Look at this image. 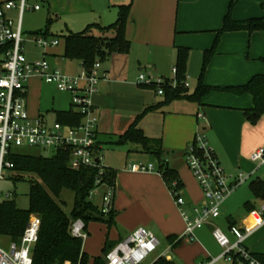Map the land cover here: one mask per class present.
Wrapping results in <instances>:
<instances>
[{"label": "crops", "instance_id": "crops-1", "mask_svg": "<svg viewBox=\"0 0 264 264\" xmlns=\"http://www.w3.org/2000/svg\"><path fill=\"white\" fill-rule=\"evenodd\" d=\"M2 1L4 0H0V3ZM45 1L48 6L45 22H47L48 19L51 20L50 17L53 16L57 19L59 18L61 21L62 25L61 27L55 28V33L49 29V35L58 37L69 33L80 32L92 23H98L103 26L112 24L117 19L118 6L130 3L129 16L125 26V37L129 41V44L131 43L132 51H134V46L138 47L139 45L148 49L144 53L143 58L141 57V59H138L139 66L141 69L144 67L148 69L149 74H153L152 76L154 77L171 81L167 72H169L170 69L173 72L177 48L186 47L191 44L186 40H181L179 42L178 35L196 33L214 34L216 36L217 31L223 25V18L226 14L225 12L229 0ZM254 3L256 8H260L264 11V0H254ZM255 6L253 3L249 4L246 6V11L250 12L254 10ZM248 16H253L247 17L253 19L259 18L257 16H260V14L256 11L253 15ZM232 32L233 31H230V33ZM59 38L64 42L62 37ZM207 39H210V37ZM204 44L200 46L204 47L207 45V43ZM62 46V51L59 54L56 51H49V60L55 59L63 63L66 68H61L65 72H79L80 61L63 57L64 43ZM107 56H110L109 61L111 62L110 66L103 67L104 71L108 72L110 77L112 74L117 75L120 68L116 58L117 56L113 57L111 53ZM51 64L54 65L53 63ZM35 79L41 80L40 78ZM240 80L241 81L236 82L238 84L234 83L235 85L228 84L226 86L243 85L248 81H245L244 78H241ZM98 87L99 90L94 97V103L96 105L98 116L97 141L101 146V152L103 155L106 147L110 145H127L128 153L153 156L150 153L142 151L141 147L137 144L131 142L124 144L117 143L118 138L127 131L130 125L134 121L137 122L138 116L130 117L129 115L126 119L115 117L114 121H109L113 112L112 104L110 105L111 98L115 96L114 89L118 86L112 81L103 80L99 83ZM27 90L28 99V85ZM37 91L38 90L33 88V94H37ZM193 91H188V93H192ZM232 94L234 96L226 98L225 102L216 101L213 98L201 100L200 102L183 98L167 101L169 96L164 94L165 98L148 106V108L152 106H155L156 108L147 109L166 115L162 138L149 136L146 134L144 126H139L137 123V128L142 130L146 137L151 139H161V141L163 140L164 158H168L166 160L169 167L176 171L177 176L182 183L181 194L186 200V208L189 211L193 206L202 204L203 201V194L197 182L192 181L193 185H190V181H188L183 174L185 150L194 139L196 133L205 136L208 145L213 149L215 156L227 174L236 175L237 173H243L246 176V183L257 172L258 167L249 159V157L254 150L264 147V114L260 116L256 123H250L247 121L244 111L253 106L252 96L249 93ZM66 104L67 106L65 108L57 111H69L73 109L70 104V97H68ZM143 107H145V104L141 106V108ZM32 111L36 112L34 115L30 114L31 116L40 115L46 120V112H48V110L42 112L36 105V107L32 108ZM133 112L135 113L137 111ZM199 113L202 114V117L198 116ZM55 119L56 117H54V120ZM109 129L112 133L108 132ZM136 161V163H149L142 160ZM262 175L264 176V174ZM262 175L260 177L257 176L258 178L256 179H252L251 182L257 179L261 180ZM122 185L123 188H125L124 192H127L126 195L129 196V199L125 198V194L122 196V191H120L122 190ZM100 189L99 192H101ZM118 191L119 193H117ZM96 195L99 198L96 204L100 206V194L98 193ZM125 201L128 202L129 205L135 203V201L136 203L140 202V205L143 206V210L140 212L144 214V217L134 221L124 218L123 212L125 211L126 206ZM246 201L253 203V210L260 207V205H257V202H264L262 199H255L252 195L251 189L250 198ZM246 201H244V203ZM226 208L227 207H225L224 203L223 209L225 210ZM113 210L118 214L117 225L123 230V232L118 235L117 240L115 239V241L112 242L117 243L135 228L140 226H153L154 229L158 230V233L166 237L167 247L160 252L150 264L156 261L159 257L172 259L178 264H198L201 261L218 257L222 253V248L218 246L211 236V230L214 226L218 227L217 219H219L221 215L212 220L211 224L199 229L196 232V238L194 241L186 240V244L182 245V240H185L182 239L184 234V222L181 218L178 207L171 199L165 181L162 176L155 172L137 174L125 171L118 175V171L116 170ZM225 211L228 214V211ZM243 211V216H238L237 218L235 215L230 214L226 218L224 232L229 237H232L229 232L232 222L239 225H250L253 223L252 217L249 216L251 211L247 212L245 209ZM169 238H172V241L169 240ZM244 241L243 245L249 252L264 253V225L255 230V232L248 236ZM176 248H181V250L174 252ZM220 260L224 259L220 258L218 261ZM237 261L239 260H233L234 264H236Z\"/></svg>", "mask_w": 264, "mask_h": 264}, {"label": "built area", "instance_id": "built-area-1", "mask_svg": "<svg viewBox=\"0 0 264 264\" xmlns=\"http://www.w3.org/2000/svg\"><path fill=\"white\" fill-rule=\"evenodd\" d=\"M40 8L39 4L28 5L27 0H4L0 3V184L11 167L7 157L13 148L39 147L51 151V155L64 150L69 154L68 165L71 169L89 168L98 171L96 187L90 191L89 196L93 200L99 193L100 210L107 214L113 209L115 185L102 181L107 165L97 141L98 116L92 98L99 90V83L108 77L101 71L98 60L88 68L80 62V71L77 73L65 72L51 64L49 49L59 45V38L45 36L43 33L28 37L22 29L24 12L38 11ZM27 43H32L41 51V59L27 58ZM173 72L175 73V68ZM30 78H40L55 89L67 93L73 110L80 116L79 124H63L56 119L47 122L40 115L31 116L27 110V81ZM165 81L150 75L148 78L142 74L138 77V83L146 86L162 85ZM175 84L174 81L173 85ZM183 85L188 86L186 81ZM157 93L162 95L163 89L158 88ZM198 116L202 117V114L199 113ZM249 159L257 167L264 166V148L254 150ZM165 161L167 162L166 159ZM185 163L202 191V204L193 206L189 211L181 188L177 187L174 180L169 183L168 190L184 222L182 239L194 241L196 232L219 216L226 197L246 176L243 173L233 176L227 174L205 136L200 133H196L187 146ZM128 170L147 173L155 172L156 168L151 162H138L129 165ZM155 173L162 176L159 169ZM261 180L264 182V176ZM100 188H103L101 192ZM11 196L8 192L4 198ZM249 216L253 219L252 224L230 226L229 232L233 240L214 226L211 236L222 248V253L198 264H214L220 258L234 254H239L246 264H262L250 254L243 242L251 232L264 225V204L252 210ZM40 224V217L32 214L20 241H11L7 250L0 246V264H32L31 251L37 241ZM71 234L84 240L82 220L74 221ZM159 244V239L152 231L137 227L106 252L103 264H142L149 254L157 250Z\"/></svg>", "mask_w": 264, "mask_h": 264}, {"label": "rangeland", "instance_id": "rangeland-1", "mask_svg": "<svg viewBox=\"0 0 264 264\" xmlns=\"http://www.w3.org/2000/svg\"><path fill=\"white\" fill-rule=\"evenodd\" d=\"M251 3H253L255 6L254 0H229L225 13H227L230 9L231 18L241 21L249 19L247 17H253L248 15H253L256 11H258L260 16L257 17L264 20V11H262L260 8H256L255 6L254 10L250 12L246 11V6ZM27 4L31 6L34 4H39L41 6V9L38 11L26 10L22 16V29L24 34L29 37L34 35L39 29H44L48 6L45 0H27ZM50 18L51 22L49 29L55 33V28L61 27L62 24L59 18L57 19L54 16ZM178 36L179 42L181 40H186L191 43L189 46H186L188 55L185 72V81L188 84L187 90L190 92L196 88L198 82L200 81V77L202 83L205 85L224 87L228 84H234L238 81H241V78H244L245 81H247L253 75L264 74V28H258L254 30L243 29L233 31L232 33L224 32L218 37L217 42H215L216 36L214 34L189 33L179 34ZM209 37L210 39H207ZM61 40L62 39L59 38V45L49 49V51H56L59 54L62 51V45L64 43ZM204 43H207V45L201 47L200 45ZM212 47L213 53L211 54L203 70L205 49H211ZM25 49L28 59L37 60L42 58L41 51L32 43H27ZM147 50L148 49L144 46L139 45L138 47L134 46V51H132L130 43L129 49L127 51L112 52L111 54L113 57L117 56L116 58L120 68L118 71L119 73L117 75L112 74L111 77L109 76L108 72H105L103 69L104 66H110V56H105L102 59H98V61L101 64V71H104L108 77L106 81H112L118 86L116 89H114L115 96L111 98L110 105L112 104L113 112L112 116L109 118V121H114L115 117L126 119V117L129 115L130 117L138 116L137 123L139 126H144L146 129V134L151 137L162 138L165 128L164 119L166 115L147 109L149 105L155 104L161 99L165 98L164 93L162 95L157 93V89H163V86L158 84L146 86L145 84L138 83L139 75L142 74L146 78H148L149 75H153L149 74L148 69L145 67L141 69L138 63V59H141V57L143 58V55ZM50 62L60 68H66L63 63L55 59H50ZM167 75L172 82L168 81L167 79L165 80H167L170 86L175 87L176 84L173 85L174 72H172L170 69L169 72H167ZM27 85L29 87L27 99L29 114H35L36 111L33 112L32 108L36 107L37 105L39 110L42 112H46V110H48V112H46V120L48 122H52L55 117L54 112L67 106L66 103L69 95L55 89L53 86L45 83L43 80L30 78L27 81ZM33 88L38 90L37 94H33ZM95 95L92 98L93 102ZM230 96L233 97L234 95L229 91L213 89L203 96L201 100L213 98L216 101L225 102L226 98H231ZM143 104H145V107L141 108ZM133 111L137 112L134 113ZM108 132L112 133L110 129ZM162 146L164 149L163 140ZM127 150V145H110L106 147L103 155L105 165H108V167L111 166L113 169L117 170L118 175L125 171L139 174L138 172L129 171L128 167L129 165L135 164L137 162L136 160H142L151 162L156 168L155 172H157L158 162L155 157L139 154L135 155L134 153H128ZM12 152L43 156H49L52 154L51 151H45L39 147L13 148ZM183 171L186 179L190 181V185H193V182L196 180L186 163L183 166ZM9 174L10 172L8 171L5 178L1 181L0 200L4 198L6 193L9 192L12 194V198L14 199L16 206L21 210H27L29 207L28 192L30 187V183L26 180L28 179V176L24 175L25 180H22V178H17L18 180H12ZM262 174H264V166L258 167L256 174L252 176L250 180L245 183L246 179H243L242 182L238 183L237 186L230 192L220 207L219 215L221 216L219 219H217L218 228L224 231L226 227V218L230 214L235 215L237 218L238 216H243L244 201L250 198L249 183L252 179H256ZM124 189L125 188H123L122 185V190H120L122 191V196L127 194V192H124ZM102 190L103 188L100 189V191ZM117 193H119V191ZM125 198L129 199V196L126 195ZM171 199L173 200L172 196ZM59 200L65 203L62 208L66 213L69 214L74 206V192L69 189H63L60 193ZM98 200L99 198L97 195L93 197L94 203H97ZM224 203L225 207H227L225 210L228 211V214L223 209ZM257 203V205L264 204V202L260 201ZM125 204V211L123 212L124 218L134 221L144 217V214L140 212L143 210V206L140 205V202L136 203L135 201V203L129 205V203L125 201ZM117 217L118 214H116L114 223L111 225L104 221H90L88 223L87 229L84 231L85 238L83 240V250L88 255L87 264H93L95 258L102 257V249L105 247L106 243L115 241V239L117 240L118 235L122 234L123 230L117 225ZM145 227L152 230L160 242L157 250L149 254L142 263L150 264L151 261L167 247V240L166 237L158 233V230L154 229L153 226ZM255 230L253 232H255ZM253 232H251L248 236L253 234ZM230 238L232 239V237ZM185 241L186 239L182 240V245L186 244L187 241ZM10 242L11 239L8 236H0V246L2 248L7 250ZM179 250H181V248H176L174 252H178ZM223 259L224 260H220L215 263L234 264L232 255H228ZM239 259L240 260L237 261L236 264H246L245 261L240 257Z\"/></svg>", "mask_w": 264, "mask_h": 264}, {"label": "trees", "instance_id": "trees-1", "mask_svg": "<svg viewBox=\"0 0 264 264\" xmlns=\"http://www.w3.org/2000/svg\"><path fill=\"white\" fill-rule=\"evenodd\" d=\"M131 4L118 6V16L112 24L103 26L92 23L82 31L62 35L64 40L63 57L83 62L88 68L98 60L114 51H127L129 41L125 37V26L129 16ZM48 19L46 26L36 33L49 35ZM264 28V20L260 18L235 21L230 16V9L223 18V25L217 31L216 41L224 32L238 30H254ZM58 37V36H56ZM58 37V38H59ZM213 53V47L204 52L203 70ZM187 48L178 47L175 61L174 81L175 87L165 81L163 93L169 97L167 101L174 99H187L200 102L210 90L218 89L229 91L235 94L249 93L252 96L253 106L244 111L247 121L254 124L264 114V74L252 76L245 84L237 86L212 87L202 83L201 77L195 90L188 93L187 87L183 85L186 78ZM202 76V75H201ZM152 106L148 109H154ZM56 120L63 124L77 125L80 116L73 109L69 111L55 112ZM134 143L141 147L142 151L149 152L157 159L158 169L167 187L171 181L177 182V187L182 188V183L174 169L170 168L163 155L161 139L146 137L142 130L137 128L134 121L127 131L122 134L118 144ZM11 163L8 169L10 178L18 180L26 179L30 183L28 198L29 207L27 210L19 209L14 199L2 198L0 200V236H8L11 241L19 242L28 220L32 214L41 219L38 238L31 251L32 264H87L88 255L83 250V239L71 234V227L75 220L80 219L84 223V231L90 221H104L109 225L114 223L117 214L113 209L103 214L100 206L90 199L89 193L96 187L97 170L89 168L71 169L68 165L69 154L67 151L59 150L51 156L34 155L12 152L7 157ZM116 170L106 166L103 180L109 185H115ZM63 189L74 192L75 200L72 211L68 214L63 210V201L59 200ZM250 189L255 199L264 200V182L254 180L250 183ZM244 209L250 212L254 209L253 203L246 201ZM232 222L231 225H234ZM172 241V238H169ZM180 242V240H179ZM116 242H107L102 249V257L94 259L93 264H103L106 252ZM259 262L264 264V253H251ZM233 260H240L239 254H234ZM152 264H178L172 259L159 257Z\"/></svg>", "mask_w": 264, "mask_h": 264}]
</instances>
